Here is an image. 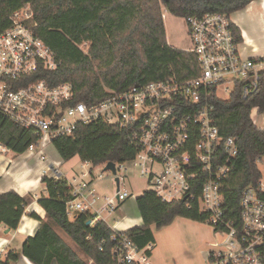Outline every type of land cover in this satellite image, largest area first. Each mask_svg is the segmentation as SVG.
I'll use <instances>...</instances> for the list:
<instances>
[{
    "label": "built area",
    "instance_id": "built-area-1",
    "mask_svg": "<svg viewBox=\"0 0 264 264\" xmlns=\"http://www.w3.org/2000/svg\"><path fill=\"white\" fill-rule=\"evenodd\" d=\"M10 17V26L0 31V118L38 136L28 152L45 160L46 141L73 135L79 123L96 120L123 129L126 143L138 149L128 163L116 162L113 174L119 183L114 178L118 186L114 195L98 191L91 171L68 177L62 173L61 163L44 170L43 176L52 171L49 177L67 180L73 197L66 203L69 215L88 212L90 225L106 222L105 212L113 214L134 196L122 189L123 173L131 165L162 200L183 199L189 207L198 201L206 223L219 237L209 252V264H264V155L257 159L259 180L242 191L238 223L227 219L225 209L223 185L239 154V144L235 137L221 135L213 116V100L220 97L221 87L226 90L233 82L235 89L242 81L243 97L248 98L258 89L264 70V56L244 57L230 13L185 18L192 48L182 49L195 54L198 75L190 79L172 75L122 92L106 88L108 97L94 104L71 103L73 86L69 83L53 86L33 78L42 68L56 69L57 55L35 32L37 23L30 5ZM80 47L87 51L88 43ZM0 151L10 149L0 143ZM112 240L113 264H151L153 242L141 248L120 231Z\"/></svg>",
    "mask_w": 264,
    "mask_h": 264
},
{
    "label": "trees",
    "instance_id": "trees-1",
    "mask_svg": "<svg viewBox=\"0 0 264 264\" xmlns=\"http://www.w3.org/2000/svg\"><path fill=\"white\" fill-rule=\"evenodd\" d=\"M254 0H0V31L11 24L10 15L30 5L37 26L35 32L54 50L59 61L54 70L40 69L33 78L45 79L53 86L69 83L73 86L71 103L94 104L108 97L106 88L118 92L135 85L167 79L172 75L190 79L199 74L194 53L168 44L163 9L173 16L186 18L207 12L232 13ZM237 38L241 40L238 28ZM87 42V51L80 47ZM243 81L237 82L229 99L214 97L213 116L224 138L233 136L239 144V154L231 164L229 177L223 185L227 219L239 221L243 190L260 178L257 159L264 155V128L256 125L252 112L264 113V70L259 87L248 98L243 97ZM38 136L13 122L0 118V143L18 154L28 151ZM61 160L79 156L94 166L104 162L128 163L137 153L136 146L126 143V134L116 125L101 120L79 123L73 135L53 139ZM47 196L41 195L39 205L47 214L44 220L35 211L31 216L40 226L27 238L21 250H13L0 264H14L24 255L35 264H113L112 250L116 230L105 221L94 225L88 212H79L74 219L66 211L72 199L67 180L42 176ZM199 188L196 189L198 191ZM31 195L22 196L16 190L0 192V225L15 230ZM137 207L143 224L120 231L144 248L154 242L153 227L161 228L176 217L206 222L198 201L162 200L153 190L146 189L137 197ZM57 226L83 250L85 256L64 241Z\"/></svg>",
    "mask_w": 264,
    "mask_h": 264
},
{
    "label": "crops",
    "instance_id": "crops-1",
    "mask_svg": "<svg viewBox=\"0 0 264 264\" xmlns=\"http://www.w3.org/2000/svg\"><path fill=\"white\" fill-rule=\"evenodd\" d=\"M231 17L241 34L242 52L256 58L264 55V0L250 2L240 10L232 12ZM167 41L169 45H172L168 40V32ZM258 111L257 108H254L252 119L264 128V113L259 114ZM50 151L52 158L47 156L48 158L45 160L31 151H26L23 154L13 152L12 155H9V152L0 151V192L16 190L22 196L31 195V193L35 195V199L26 208L24 216L15 230L7 228L4 224L0 225V259H4L13 250H21L23 242L35 235L40 226V220L31 216L32 211H35L44 220L48 219L46 212L38 203L39 196H47V186L41 179L44 170L55 164L53 159L58 162L64 161L61 160L58 151L53 149ZM52 174V171H48L49 176ZM142 224L143 219L140 214L131 224L121 227H124L123 231H126ZM152 227L154 248L150 256L151 264H205L207 261L209 262L208 256L212 251L211 247L213 248L214 241L210 239L211 228L206 222L180 216L161 228ZM54 228L61 235L58 227L54 226ZM193 239L200 243L194 250L190 248ZM14 264L35 263L21 255ZM52 264L59 263L54 260Z\"/></svg>",
    "mask_w": 264,
    "mask_h": 264
},
{
    "label": "rangeland",
    "instance_id": "rangeland-1",
    "mask_svg": "<svg viewBox=\"0 0 264 264\" xmlns=\"http://www.w3.org/2000/svg\"><path fill=\"white\" fill-rule=\"evenodd\" d=\"M163 12L165 14L164 24L168 32V40L170 44L178 48H192V40L188 28L186 26L185 18L178 17L175 15L173 16L165 8L163 9ZM240 50L242 51L241 46ZM243 55L244 57H252L247 56L244 53ZM227 87L228 88L226 90L221 87L218 92L220 98L224 100L229 99L231 97V92L234 90V83H228ZM44 148L49 158H52L50 155V149H53L57 152L56 147H54L53 142L51 140L46 141ZM13 152L15 151L10 150L9 155H12ZM53 161L55 164L61 163V171L64 175H67L68 177L79 175L82 171H91L96 179V188L99 192L105 195H114L116 189L118 188L117 183L114 179V174L111 171L105 169V162L103 164L94 166L93 164L83 162L79 156H75L68 161H63L64 163L58 162L55 159H53ZM128 168L129 169L124 171L123 173V176L126 180L124 185L122 186V189L132 192L134 196L130 197V199L126 201L127 203L124 202L121 205V209H117L116 211H114L113 214H110L109 212L104 213V217L107 224H109V226L116 231L125 230L124 227L131 224L134 220H136L137 217L140 216V211H138L137 207V197H139L146 189L150 188L148 181L145 180V178H142L133 166L129 165ZM31 196L33 199H35V195H33V193H31ZM76 214L78 213L72 211L70 214V218L74 219ZM206 224L210 226L208 223ZM210 228V239L213 241H218L219 237L215 234L213 227L210 226ZM57 229L60 231L64 241H67L69 245L72 246L81 257L85 256L83 250H81V248L72 241V239L68 236L66 232L60 230L59 228ZM199 245L200 243L198 241L196 242L193 239L192 243L190 244V248L194 250L198 248ZM212 249L213 248L211 247V250ZM205 264H209V262L207 261Z\"/></svg>",
    "mask_w": 264,
    "mask_h": 264
},
{
    "label": "water",
    "instance_id": "water-1",
    "mask_svg": "<svg viewBox=\"0 0 264 264\" xmlns=\"http://www.w3.org/2000/svg\"><path fill=\"white\" fill-rule=\"evenodd\" d=\"M108 164H107V166L105 167V169L106 170H111L112 171V173H116V162H111V161H109V162H107ZM116 179V181H117V183H119V179L118 178H115ZM187 197H185V199H186ZM89 225H90V223H91V221L89 220L88 222H87Z\"/></svg>",
    "mask_w": 264,
    "mask_h": 264
}]
</instances>
